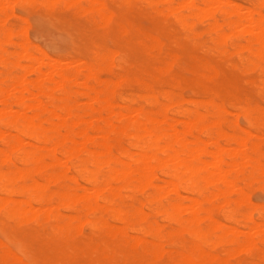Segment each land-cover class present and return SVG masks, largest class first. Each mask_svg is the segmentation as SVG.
<instances>
[{
  "label": "bare ground",
  "instance_id": "1",
  "mask_svg": "<svg viewBox=\"0 0 264 264\" xmlns=\"http://www.w3.org/2000/svg\"><path fill=\"white\" fill-rule=\"evenodd\" d=\"M54 4L104 34L89 58L60 64L27 40L15 7ZM262 5L0 0V264H264V204L247 195L264 188V107L233 94L212 60H227L233 22L243 70L260 71ZM133 56L157 65L140 71ZM121 84L138 91L118 94Z\"/></svg>",
  "mask_w": 264,
  "mask_h": 264
},
{
  "label": "rangeland",
  "instance_id": "2",
  "mask_svg": "<svg viewBox=\"0 0 264 264\" xmlns=\"http://www.w3.org/2000/svg\"><path fill=\"white\" fill-rule=\"evenodd\" d=\"M263 4V3H262ZM110 8L115 12H119L120 8L116 6V4L110 3ZM34 8V9H33ZM259 12L264 16V5L260 6ZM15 13L20 16L22 19L24 18L27 23L22 24V27L26 30V38L27 40L36 48H39L43 53L47 54L51 59L55 61H59L60 64H64L68 58H89L91 52L89 50L92 40L97 35L98 37L104 36L100 31H96L93 29L88 22V15H78L75 10L70 7L64 8L62 4H54L52 7H42L39 5H35L28 8L15 7ZM127 14L124 12L121 15L122 20H126ZM128 20V19H127ZM14 21V22H13ZM10 23H18L17 19H11ZM231 26H229V34L234 35L236 33L235 24L230 22ZM28 26H26V25ZM169 24H166L165 28L162 29L161 38L164 40L169 36ZM231 36L229 39L228 52L229 56H226L227 60L222 56H213V59L218 65L225 66V70L227 72V76L230 81V85H234L233 94L236 93V96L241 99H245L247 96H250L257 100L260 105L264 107V62L262 63L261 69L257 73H246L241 66L245 55H237V47L234 46L236 44H240L242 42L238 37ZM107 42L109 45H121V39H113L111 34L106 36ZM237 38V40H235ZM234 44H233V43ZM186 49L188 52L195 57L202 56L203 53L199 50H194L192 45H186ZM238 46V45H237ZM234 48V49H233ZM233 54V51L235 50ZM168 52L167 46L162 49V57L166 56ZM227 52V55H228ZM231 54V55H230ZM238 56V57H237ZM239 56H242L239 58ZM140 56H133V58L129 59V63L135 65V67L140 71H148L153 66L157 65V57H152L148 59H144ZM227 63V64H226ZM154 64V65H153ZM238 67V68H237ZM178 67H175V71H178ZM117 73H115V72ZM112 73L101 72L99 75V79L103 82L104 80H114V78L120 74L118 70H114ZM119 73V74H118ZM112 74V76H111ZM114 75V77H113ZM116 75V76H115ZM263 76V77H262ZM260 77V78H258ZM29 79H34V74L28 75ZM262 80H259L261 79ZM253 82L258 85L257 94L254 92L255 88L252 86ZM251 81V82H250ZM262 81V82H260ZM105 82V81H104ZM263 86V87H261ZM263 90V95L261 89ZM138 91V87L133 85L129 86L127 84H121L118 88V94L121 93L123 95L128 93H135ZM260 91V92H259ZM261 93V94H260ZM260 94V95H259ZM81 101V100H79ZM81 102H84L82 100ZM121 105V103H119ZM230 111V112H229ZM229 115L227 116L228 120H230L232 124L233 116L237 115L235 109L229 105L228 107ZM232 114V116L230 115ZM234 114V115H233ZM231 116V117H230ZM227 120V122H228ZM238 124L241 128H246V120L240 115L238 116ZM225 126L227 132L232 133L231 127ZM255 134V133H253ZM126 144V141H124ZM257 187V189H256ZM249 189V190H248ZM247 189V195L251 199L253 203L264 204V188H258V185H253L252 187ZM49 190L53 192L59 191L58 184H49ZM251 190V191H250ZM85 234H88V231L85 230ZM1 237V235H0ZM186 239L189 240L190 236L185 235ZM219 251V250H218ZM218 251H212L213 254H218ZM238 258L244 259L247 258L245 254L241 253ZM202 263V262H201ZM204 264V262L202 263Z\"/></svg>",
  "mask_w": 264,
  "mask_h": 264
}]
</instances>
